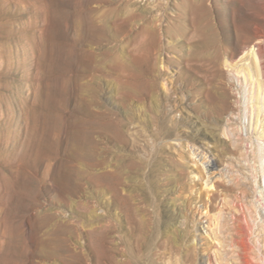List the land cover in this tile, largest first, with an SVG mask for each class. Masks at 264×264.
I'll list each match as a JSON object with an SVG mask.
<instances>
[{"label":"rangeland","instance_id":"rangeland-1","mask_svg":"<svg viewBox=\"0 0 264 264\" xmlns=\"http://www.w3.org/2000/svg\"><path fill=\"white\" fill-rule=\"evenodd\" d=\"M145 81L171 241L136 264H264V0H0V264H128L99 173L132 152L103 112Z\"/></svg>","mask_w":264,"mask_h":264},{"label":"bare ground","instance_id":"bare-ground-1","mask_svg":"<svg viewBox=\"0 0 264 264\" xmlns=\"http://www.w3.org/2000/svg\"><path fill=\"white\" fill-rule=\"evenodd\" d=\"M152 92H154V85L151 82L150 84L146 81L144 83H123L119 106L127 108L126 113L113 112L109 109L103 112L106 118L105 129L113 134V139L120 147L125 149L128 146L132 152L124 154L120 151L118 155L120 162L118 161L119 163L115 165H109L106 158H103L102 170L99 173L100 182L106 192L111 195L110 201L119 213L115 217L105 215L102 227L107 234L113 225L119 233L124 225L129 229V234L120 235L122 236L120 242L125 248L122 247L123 251L125 250L128 264H136V261L142 258L139 254L148 249L154 241L157 240L160 245L171 241L169 236L164 235L165 238L161 231L167 227L165 225L169 221L167 212L161 203L151 199L150 196L156 188L155 170L159 162V153L163 147L161 137L172 134L173 130L171 131L168 125L170 121L167 113L155 104L153 98L149 101ZM133 102L144 104L146 112L138 115L131 108ZM132 170L139 171L149 180V186L143 185L141 196L125 188L126 180ZM214 182L213 179L210 180L208 184L210 188L213 187ZM137 197L142 208L135 202Z\"/></svg>","mask_w":264,"mask_h":264}]
</instances>
